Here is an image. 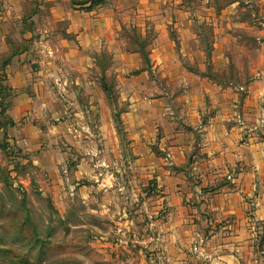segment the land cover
<instances>
[{
    "label": "rangeland",
    "instance_id": "1",
    "mask_svg": "<svg viewBox=\"0 0 264 264\" xmlns=\"http://www.w3.org/2000/svg\"><path fill=\"white\" fill-rule=\"evenodd\" d=\"M80 1L85 0H0V264H144L141 197L130 188L120 194L101 191L88 175L129 173L124 133L112 114L126 108L127 100L118 98L122 85L113 67L136 62L139 68L127 66L123 76L141 69L149 79L156 75L147 69V52L159 17L145 19L147 10L172 19L178 12L197 17L192 27L207 48L214 29L207 17L228 8L229 31L236 36L232 45L264 44V0H104L93 9L105 14L112 9L113 16L101 21L98 49L88 43L83 50L89 37L80 32L90 29L92 17L85 16L87 4ZM256 29L261 30L257 37ZM11 57L24 64L22 73L34 84L29 106L20 114L11 112L18 93L1 67ZM80 61H92L96 68L68 66ZM237 73L248 78L246 70L232 66L221 71L230 80ZM79 81L102 88L97 109H89L86 98L95 95L94 84L79 86ZM176 90L168 85L173 95ZM72 93L78 101L70 104ZM76 103L87 112L74 115ZM99 110L106 121L101 129ZM110 118L117 132H111ZM69 125L80 133L69 131Z\"/></svg>",
    "mask_w": 264,
    "mask_h": 264
},
{
    "label": "crops",
    "instance_id": "2",
    "mask_svg": "<svg viewBox=\"0 0 264 264\" xmlns=\"http://www.w3.org/2000/svg\"><path fill=\"white\" fill-rule=\"evenodd\" d=\"M93 8L85 14L92 17L90 29L80 32L89 37L83 50L88 43L98 49L101 21L113 16L108 12L112 9L105 14ZM230 13L221 9L207 17L214 29L206 48L192 27L197 17L178 12L172 19L169 13L147 10L145 19L159 17L156 39L147 52V69L156 75L149 79L147 70L141 69L123 76L127 66L139 68L136 62L113 67L117 84L122 85L118 98L127 100L126 108L112 114H117L124 133L129 173L88 176L101 191L120 194L130 188L141 197L144 264H264L259 254L264 236V44L232 45L236 36L229 31ZM260 31H253L254 36ZM12 57L2 68L10 88L18 93L11 112L20 114L29 106L33 93L29 87L34 84L23 75L24 64ZM68 66L96 68L92 61ZM229 66L246 70L248 78L242 80L240 73L233 80L223 78L221 71ZM78 84H94L95 95L86 98L88 108L97 109L95 100L102 99V88L94 81ZM168 85L177 86L175 95ZM76 98L72 93L70 104ZM75 105L74 115L87 112ZM101 113L100 129L106 122ZM112 122L110 130L117 132ZM143 184H148L142 187L145 190Z\"/></svg>",
    "mask_w": 264,
    "mask_h": 264
},
{
    "label": "trees",
    "instance_id": "3",
    "mask_svg": "<svg viewBox=\"0 0 264 264\" xmlns=\"http://www.w3.org/2000/svg\"><path fill=\"white\" fill-rule=\"evenodd\" d=\"M104 0H85V1H80V2H77V3H80V4H87L86 5V9L87 10H90L92 9L94 6L96 5H99L103 2ZM10 60L9 59H5L3 62H2V65L1 67H3L4 65H6Z\"/></svg>",
    "mask_w": 264,
    "mask_h": 264
},
{
    "label": "built area",
    "instance_id": "4",
    "mask_svg": "<svg viewBox=\"0 0 264 264\" xmlns=\"http://www.w3.org/2000/svg\"><path fill=\"white\" fill-rule=\"evenodd\" d=\"M259 254L264 257V236L260 239Z\"/></svg>",
    "mask_w": 264,
    "mask_h": 264
}]
</instances>
